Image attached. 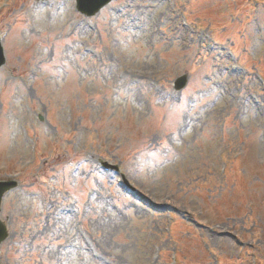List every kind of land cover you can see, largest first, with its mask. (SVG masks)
<instances>
[{"label":"rangeland","instance_id":"obj_1","mask_svg":"<svg viewBox=\"0 0 264 264\" xmlns=\"http://www.w3.org/2000/svg\"><path fill=\"white\" fill-rule=\"evenodd\" d=\"M0 34L1 264H264V0H0Z\"/></svg>","mask_w":264,"mask_h":264},{"label":"water","instance_id":"obj_2","mask_svg":"<svg viewBox=\"0 0 264 264\" xmlns=\"http://www.w3.org/2000/svg\"><path fill=\"white\" fill-rule=\"evenodd\" d=\"M111 0H78V10L88 15H95L99 12V10L108 4ZM6 62L4 51L1 45L0 39V67L3 66ZM187 84V76L180 78L176 83V89L182 90ZM17 184L14 182H6L0 183V212H1V204L4 195L13 189ZM8 237V232L4 223L0 220V245L6 240ZM1 264V262H0Z\"/></svg>","mask_w":264,"mask_h":264}]
</instances>
